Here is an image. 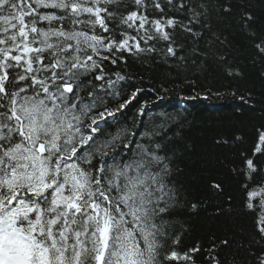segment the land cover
I'll use <instances>...</instances> for the list:
<instances>
[{
	"label": "snow or ice",
	"instance_id": "obj_1",
	"mask_svg": "<svg viewBox=\"0 0 264 264\" xmlns=\"http://www.w3.org/2000/svg\"><path fill=\"white\" fill-rule=\"evenodd\" d=\"M236 37L264 84V0H0V264H264V122L214 137L190 198L186 121L139 104L172 85L254 111ZM202 214L224 231L185 248Z\"/></svg>",
	"mask_w": 264,
	"mask_h": 264
},
{
	"label": "trees",
	"instance_id": "obj_2",
	"mask_svg": "<svg viewBox=\"0 0 264 264\" xmlns=\"http://www.w3.org/2000/svg\"><path fill=\"white\" fill-rule=\"evenodd\" d=\"M235 47L232 49V55L237 61V66L243 71L244 78L239 81V87L255 88V110H250L245 106L238 97L231 95L211 96L208 100H186L183 105L178 104L179 97L187 96L188 90L184 89L183 93L179 87L173 89L169 85V91H159V94L145 90L139 97L140 105H147L150 109L149 115H160L164 112L172 116L179 115L181 119L186 121L183 129L184 141L191 145V152L184 158L182 167L184 173L181 179L184 181L188 189L190 198H199L204 193L202 191L203 184L207 179V169L210 166V160L213 157H219L222 154L221 149L213 146L214 137L221 133L231 135L232 132H242L250 135L253 126L257 123L264 122V98L261 97L260 91L264 89L255 78L254 70L245 55L240 37L233 40ZM133 73L147 75L148 73L139 65H131ZM150 74L156 80H164L166 78V69L164 67H155L150 69ZM206 80L215 81L218 85L221 81L217 77L214 67L209 66L202 77ZM195 95V93H190ZM156 95V103H150L152 96ZM150 104V106H148ZM177 105H179L177 107ZM138 106L137 101H133L129 109L125 113L128 117V123L131 124L132 117L136 115L135 109ZM243 109L240 113L237 109ZM225 182H227L226 170ZM190 231L185 233L182 244L186 248L198 241L207 243V234L209 230H214L217 235H221L224 231V225L218 222L208 221L203 214L200 217H193L189 221ZM229 229L233 228L232 224L228 225ZM235 229L247 228L248 222L243 218H237Z\"/></svg>",
	"mask_w": 264,
	"mask_h": 264
},
{
	"label": "bare ground",
	"instance_id": "obj_3",
	"mask_svg": "<svg viewBox=\"0 0 264 264\" xmlns=\"http://www.w3.org/2000/svg\"><path fill=\"white\" fill-rule=\"evenodd\" d=\"M155 98H157V96H156V95H153V96H152V99H154V100H153V101L151 100L150 103H156L157 101H156ZM186 100L189 101V99H187V96L179 97V99H178V104L183 105V104H185L184 102H185ZM148 106H150V104H149Z\"/></svg>",
	"mask_w": 264,
	"mask_h": 264
}]
</instances>
